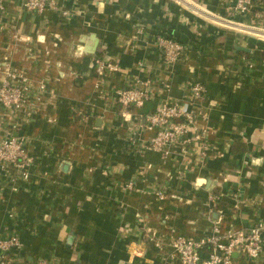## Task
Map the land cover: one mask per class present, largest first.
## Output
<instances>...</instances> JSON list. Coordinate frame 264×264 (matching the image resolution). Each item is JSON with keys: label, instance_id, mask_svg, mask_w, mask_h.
I'll list each match as a JSON object with an SVG mask.
<instances>
[{"label": "crops", "instance_id": "0c3cea01", "mask_svg": "<svg viewBox=\"0 0 264 264\" xmlns=\"http://www.w3.org/2000/svg\"><path fill=\"white\" fill-rule=\"evenodd\" d=\"M56 1L73 12L69 20L28 12L22 0H5L0 16V71L45 85L33 116L3 114L0 129L1 139L18 124L12 134L25 139L33 160L17 191L0 190V237L15 231L22 245L14 264H179L170 259V239H206L264 221L257 23L231 13L235 0ZM159 37L184 46L176 64H164ZM90 38L97 45L89 53ZM96 61L118 71L98 75ZM136 80L151 83L150 99L140 108L116 103ZM194 82L206 89L200 103L189 101ZM165 103L194 112L188 135L205 136L204 158L195 143L186 153L174 144L167 155L142 148L155 135L146 116ZM262 242L260 257L244 264H264V233Z\"/></svg>", "mask_w": 264, "mask_h": 264}, {"label": "built area", "instance_id": "2783aa9c", "mask_svg": "<svg viewBox=\"0 0 264 264\" xmlns=\"http://www.w3.org/2000/svg\"><path fill=\"white\" fill-rule=\"evenodd\" d=\"M184 0H178L183 2ZM5 0H0V16L4 12ZM23 8L31 13L42 14L52 11L64 20H69L73 12L59 6L56 0H22ZM231 13L244 18L251 17L253 23H257L258 31L264 35V0H235L230 8ZM254 25V24H253ZM256 27V26H255ZM135 34H141V30H135ZM157 46L166 66L176 64L182 57L184 46L171 38L159 37ZM96 72L103 75L105 70L118 71L116 65L106 61H96ZM0 81V129L4 123L3 114L11 116L31 117L42 104L45 94L44 83L36 86L30 82L24 74L1 69ZM205 87L197 82L190 85L188 96L190 103H200L205 98ZM151 83L149 81L136 80L133 86L121 89L117 92L116 103L125 108H140L151 97ZM127 112L123 114L127 118ZM200 114V113H198ZM194 112L183 107L182 104H161L145 118L148 131L154 132V136L142 147L147 151H155L160 154H169L172 145H178L183 149L187 145L195 143L199 148L200 158H204L209 145L204 135H195L191 138V127L194 124ZM18 128L13 123L5 135L0 139V190H18V184L29 179V168L33 165L32 158L25 150L26 141L22 137H15L12 132ZM193 139V140H192ZM132 189V183L125 186ZM161 199L163 195L157 191ZM213 201V197H210ZM264 233V221L250 230L228 231L224 234L214 232L206 239L191 237H174L168 241L170 247V259L179 264H244L257 260L263 252L262 234ZM148 241L156 247H162L163 241L153 236ZM22 249L20 239L15 231L0 237V264H14V261ZM204 252V250H206ZM236 254V258L233 255ZM241 260V261H240ZM243 260V263H242ZM35 264H57L52 260H38Z\"/></svg>", "mask_w": 264, "mask_h": 264}, {"label": "water", "instance_id": "95a60500", "mask_svg": "<svg viewBox=\"0 0 264 264\" xmlns=\"http://www.w3.org/2000/svg\"><path fill=\"white\" fill-rule=\"evenodd\" d=\"M91 39V38H90ZM92 40V46H91V48H89V50H87L89 53L90 52H94V49L96 48V45H97V42H96V40H93V39H91ZM233 257H235L236 258V254L235 255H233Z\"/></svg>", "mask_w": 264, "mask_h": 264}, {"label": "bare ground", "instance_id": "6f19581e", "mask_svg": "<svg viewBox=\"0 0 264 264\" xmlns=\"http://www.w3.org/2000/svg\"><path fill=\"white\" fill-rule=\"evenodd\" d=\"M259 37H260L261 39H263V40H264V35H263V36H262V35H260Z\"/></svg>", "mask_w": 264, "mask_h": 264}]
</instances>
